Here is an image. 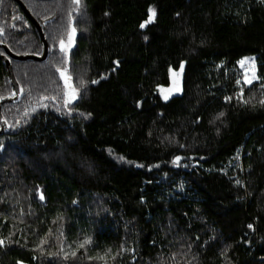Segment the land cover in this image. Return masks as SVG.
<instances>
[{"label": "trees", "instance_id": "16d2710c", "mask_svg": "<svg viewBox=\"0 0 264 264\" xmlns=\"http://www.w3.org/2000/svg\"><path fill=\"white\" fill-rule=\"evenodd\" d=\"M21 1L50 51L12 61L24 96L2 107L0 264H264V0ZM0 42L43 54L14 0Z\"/></svg>", "mask_w": 264, "mask_h": 264}, {"label": "water", "instance_id": "95a60500", "mask_svg": "<svg viewBox=\"0 0 264 264\" xmlns=\"http://www.w3.org/2000/svg\"><path fill=\"white\" fill-rule=\"evenodd\" d=\"M14 1L18 4V6L21 8L24 14L27 16V18L35 25L43 44V54L41 56L29 55V54H22V55L14 54L6 44L0 42V49L4 51V54H0V60H2L6 65L8 77L14 90V95L12 97H5L0 99V124H1L0 136L7 134L11 128V126L5 121L2 115L3 105L6 103H19L21 102L24 96L23 90L20 87L13 73L12 61L45 62L49 58V51H50L48 41L46 39L42 26L35 20L31 12L27 9L25 4L21 0H14Z\"/></svg>", "mask_w": 264, "mask_h": 264}, {"label": "snow or ice", "instance_id": "6c2138e0", "mask_svg": "<svg viewBox=\"0 0 264 264\" xmlns=\"http://www.w3.org/2000/svg\"><path fill=\"white\" fill-rule=\"evenodd\" d=\"M72 3L77 6V10H78L79 9V5L81 4V0H72ZM149 11L152 12L151 9ZM153 15H154V13H153ZM150 19H151V17H150ZM141 27H144V25L142 24ZM75 34H76V28L75 27H72L71 28V31L69 33V40H68L67 46L65 45V42L63 40L60 41V45H61V50L62 51H65L66 52L67 49L69 47H71L72 40H73ZM246 62H250L249 58H247V57H245L243 60L240 61V63L242 65L245 64ZM251 63H252V67H251V73L252 74H251V77L250 78L249 77H246V80H245V82L246 83H249V84L252 82V80L257 79V77L255 75L254 58H252V62ZM182 67H183V65H181V69H182ZM58 71H60V70L58 69ZM61 77L64 79V81H65V87L67 89L66 95L68 97V100L66 101V103L67 102H71L72 100L76 99V97L78 95L77 89H75V88L72 87L71 83L69 82L71 80V77L65 75V73L63 71H61ZM92 83L95 84V83H97V81L93 80ZM175 90L176 91H179V88L177 87ZM161 91L163 92V90H161ZM164 99L167 100L168 99V96L165 95L164 96ZM261 103H264V101H262ZM223 115H224L223 113H220V116H223ZM121 159H123V158L121 157ZM179 160H180V157H176L174 162L179 161ZM41 199H43V196H41ZM248 227L251 228L252 225H249ZM89 242L90 241L85 240L80 245V247H84V244L89 243ZM3 243H4V241L0 240V245H2ZM73 255H75V253H73Z\"/></svg>", "mask_w": 264, "mask_h": 264}, {"label": "rangeland", "instance_id": "374dc122", "mask_svg": "<svg viewBox=\"0 0 264 264\" xmlns=\"http://www.w3.org/2000/svg\"><path fill=\"white\" fill-rule=\"evenodd\" d=\"M71 28L72 27H70L69 28V30H68V32H67V34H66V37H65V40H64V42H65V45L67 46V44H68V40H69V33H70V31H71ZM75 38H76V34H75V36H74V38H73V40H72V44H71V47H69L68 49H67V51L65 52V51H63V53L65 54V55H68V53L70 52V50L73 48V46H74V43H75ZM60 49H61V46H60ZM247 58H249V60H250V62H246L245 64H241L240 62L238 63V71H239V74H240V77H241V79H240V83L241 84H243V86H251L253 83H255V82H258V74H257V63H256V60H255V58L254 57H247ZM252 58H254V65H255V75H256V77H257V79H254V80H252V82L249 84V83H246L245 82V80H246V77H251V67H252ZM244 59V58H243ZM242 59V60H243Z\"/></svg>", "mask_w": 264, "mask_h": 264}, {"label": "flooded vegetation", "instance_id": "af4514ba", "mask_svg": "<svg viewBox=\"0 0 264 264\" xmlns=\"http://www.w3.org/2000/svg\"><path fill=\"white\" fill-rule=\"evenodd\" d=\"M24 13V12H23ZM33 24V23H32ZM34 25V24H33ZM35 26V25H34ZM36 28V27H35Z\"/></svg>", "mask_w": 264, "mask_h": 264}]
</instances>
